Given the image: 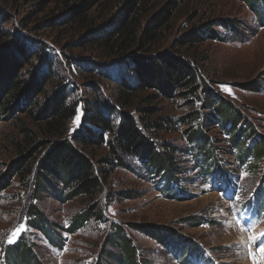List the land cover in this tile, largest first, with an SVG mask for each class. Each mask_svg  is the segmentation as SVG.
<instances>
[{"label": "rangeland", "instance_id": "rangeland-1", "mask_svg": "<svg viewBox=\"0 0 264 264\" xmlns=\"http://www.w3.org/2000/svg\"><path fill=\"white\" fill-rule=\"evenodd\" d=\"M128 2L0 0V50L22 40L28 55L19 81L47 77L29 106L0 110V264H7L4 251L19 238L31 249L27 260L39 264H132L121 238L130 241L134 264H264V157L239 159L204 102L223 98L240 112V126L254 131L242 147H250L255 135L264 138V0H139L142 5L127 12L136 19L135 37L119 45L125 26L117 20ZM168 3L169 18L154 38L143 39ZM191 36L205 40L185 43ZM167 55L189 65L192 82L170 92L139 88L130 70L135 59ZM60 89L77 112L58 137L37 115ZM94 103L113 126L127 115L156 146L165 145L175 176L167 180L132 155L121 156L125 166L112 164L105 145L93 146L87 150L94 162L111 161L99 165L105 175L100 191L66 200L46 185L37 192L40 161L56 142L74 143L86 124L85 107ZM154 120L164 125L158 131L147 128ZM197 129L211 144L205 162L199 142L189 139ZM19 159L29 170L9 178ZM31 205L50 222L49 235L29 226ZM86 210L91 218L72 231L70 221Z\"/></svg>", "mask_w": 264, "mask_h": 264}, {"label": "trees", "instance_id": "trees-1", "mask_svg": "<svg viewBox=\"0 0 264 264\" xmlns=\"http://www.w3.org/2000/svg\"><path fill=\"white\" fill-rule=\"evenodd\" d=\"M138 2L139 0H129L124 5V13L117 20L118 23L121 19L120 24L122 23L125 26L121 32L120 39L115 40V42H119V45H125L128 40L135 37L134 25L136 19L133 17L130 18L127 12H134L136 8L140 7L142 4L140 3L138 6ZM253 4L256 3L254 2ZM168 5L170 3L162 7L151 18L150 23L145 28L143 39H152L156 36L155 29L161 27L171 13L167 7ZM251 7L254 8V5ZM69 11L73 12L74 10L71 8ZM110 33L111 29L104 32L106 40L109 39ZM214 36L213 33L209 34L210 38ZM193 40L203 41L205 38L191 36L189 39H185L184 42L192 43ZM27 51V46L22 40H17L12 45L0 50L1 111H13V109H16L21 104H24V107L29 106L33 97L42 92L47 82L46 74L40 73L33 74L28 80L19 81L17 77L18 70L22 67V61L27 59ZM130 70L134 73L136 79H138L139 88L159 89L163 87V91L169 89L168 92H170L175 86L181 87L183 86L182 84H189L194 79V74L187 63L179 58L169 57L168 55L137 58L133 62ZM122 83L126 88L133 87L127 86L126 82ZM68 98V93L65 90H56L52 97L41 105L38 111L37 119L41 120L45 127L57 136L64 133L63 129L66 128L68 122L77 112V105L71 103ZM203 100L201 98L202 102ZM204 102L205 107H209L214 111L215 118L219 122L218 124H221L222 129L225 127V134L229 138L231 137V142L238 149L239 159L244 161L246 159L245 155H250V153L256 161L264 157V138L260 135L253 137V140H255L250 147H242L245 142L244 139L249 136L250 132L253 133L254 131L249 129V124L245 126V129L248 128L247 131L240 126V122H244L242 116L229 101L217 97L205 99ZM85 119L86 124L83 130L74 136V143L68 139H62L56 142L51 150L47 152L44 159L40 161L36 171L34 185L37 192L40 188L44 187L43 185H46L54 191L58 190L57 192L61 195H58L57 198L66 200L74 199L78 196L91 197L97 191H100L102 182L105 180V175L101 176L102 170L104 169L99 165L108 160V162L111 161L103 157L98 158L94 162L91 152L87 150V148L93 146L105 145L107 155L113 160L112 164L115 161L117 164L125 166L120 161L121 156L132 155L146 165V168L156 170V172L163 171L167 180L175 176L176 169L172 168V162L169 157L170 153L166 146H156L153 139L150 140L147 135L143 134L127 115H124L118 126H113L109 119V114L94 103V105H91V108L85 107ZM182 122L186 121L183 120ZM163 126L161 122L154 120L147 125V128L158 131ZM22 130L28 132L26 128H22ZM197 130L189 133V139H196L199 142L200 149L203 151V154H200L202 157L200 160L205 162L206 157L211 153L209 151L211 144H209L205 136L206 139L201 136L203 134H201L200 129ZM107 132L112 134L110 139H105V133ZM244 135L246 136L244 137ZM260 142L263 143L256 147L257 143ZM29 166L24 160L19 159L11 166L7 176L10 178V175L14 176L19 174L21 169L29 170ZM33 208L34 206L31 205L29 209V214L32 215V218L28 222L29 226L36 228L43 234L48 233L47 235H49L48 227L50 226V222H47L38 211H33ZM91 214L92 212L90 210H86L82 214L74 217L70 221V226L73 228L71 230L74 231L85 220L91 218ZM23 241L22 238H19V240L9 245L4 251V259L7 264H39L37 260L33 261V258L31 261L27 260L29 256H32L31 249L30 247H25ZM121 241L120 249L122 253L128 262L134 264L135 252L133 248H129V246L131 247L130 241L125 238H121ZM51 242L58 244L57 240H51ZM122 245L127 248L124 249Z\"/></svg>", "mask_w": 264, "mask_h": 264}, {"label": "bare ground", "instance_id": "bare-ground-1", "mask_svg": "<svg viewBox=\"0 0 264 264\" xmlns=\"http://www.w3.org/2000/svg\"><path fill=\"white\" fill-rule=\"evenodd\" d=\"M253 232H254V231H253ZM257 236H258V234L256 235V238H259V236H258V237H257ZM262 252H264V251H262ZM262 252H261V254H262ZM261 254H260V255H261ZM263 255H264V254H263ZM262 258H263V257H262ZM260 261H261V260H260ZM260 261H259V262H260Z\"/></svg>", "mask_w": 264, "mask_h": 264}, {"label": "snow or ice", "instance_id": "snow-or-ice-1", "mask_svg": "<svg viewBox=\"0 0 264 264\" xmlns=\"http://www.w3.org/2000/svg\"><path fill=\"white\" fill-rule=\"evenodd\" d=\"M262 235H264V234H262ZM254 238V237H253Z\"/></svg>", "mask_w": 264, "mask_h": 264}, {"label": "crops", "instance_id": "crops-1", "mask_svg": "<svg viewBox=\"0 0 264 264\" xmlns=\"http://www.w3.org/2000/svg\"><path fill=\"white\" fill-rule=\"evenodd\" d=\"M59 246V245H58Z\"/></svg>", "mask_w": 264, "mask_h": 264}]
</instances>
